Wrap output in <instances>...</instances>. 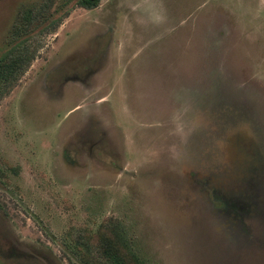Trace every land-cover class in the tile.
Segmentation results:
<instances>
[{
    "label": "rangeland",
    "instance_id": "obj_1",
    "mask_svg": "<svg viewBox=\"0 0 264 264\" xmlns=\"http://www.w3.org/2000/svg\"><path fill=\"white\" fill-rule=\"evenodd\" d=\"M79 2L0 0V261L264 264V0Z\"/></svg>",
    "mask_w": 264,
    "mask_h": 264
},
{
    "label": "trees",
    "instance_id": "obj_2",
    "mask_svg": "<svg viewBox=\"0 0 264 264\" xmlns=\"http://www.w3.org/2000/svg\"><path fill=\"white\" fill-rule=\"evenodd\" d=\"M79 5L85 9H92L98 5V0H80ZM47 12V5L35 10H27L25 16L26 22L24 23L25 30L32 32L37 29L41 22H45L47 20ZM60 20L48 23L42 27V31L45 30V32H49L54 30ZM17 32L18 31H16L12 36V42H14L13 39L15 38ZM7 53L8 54L0 57V97H2L26 71L34 59L36 52L30 48L29 44L17 45L15 43L7 51ZM0 264L3 263L0 261Z\"/></svg>",
    "mask_w": 264,
    "mask_h": 264
}]
</instances>
